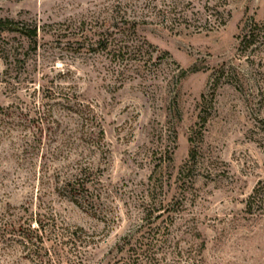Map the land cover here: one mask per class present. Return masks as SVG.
Listing matches in <instances>:
<instances>
[{"label":"rangeland","instance_id":"1","mask_svg":"<svg viewBox=\"0 0 264 264\" xmlns=\"http://www.w3.org/2000/svg\"><path fill=\"white\" fill-rule=\"evenodd\" d=\"M143 1L0 0V19L50 32L85 22L95 32L103 12L119 5L132 14ZM191 1L176 31L138 26L152 47L146 65L148 57L119 65L76 51L74 33L41 34L36 52L17 34L0 35L7 52L25 54L11 62L0 52L2 115L20 124L19 111L43 106L59 138H77L81 121L60 101L75 92L104 133L100 149L85 153L93 171L77 205L56 189L53 170L63 164L26 149L24 121L0 133V264H121L149 196L166 210L153 225L167 228L161 264H176L177 252L180 264H264V51L237 46L252 23L264 34V0H225L203 31L204 3Z\"/></svg>","mask_w":264,"mask_h":264},{"label":"trees","instance_id":"2","mask_svg":"<svg viewBox=\"0 0 264 264\" xmlns=\"http://www.w3.org/2000/svg\"><path fill=\"white\" fill-rule=\"evenodd\" d=\"M197 1L204 3V12L199 15L200 17L196 21L199 23L200 18L203 17L205 25L203 24L201 28L200 26L196 28L201 29L200 31L207 30L205 27L207 20L222 16L223 12L219 8L225 4V0ZM189 6H192L191 0H144L137 11L128 14L127 10L121 9L118 5L103 12L105 16L101 17L100 20H96L95 26L97 30L95 32L91 31L92 28H87V23L85 22H79L74 27L67 25L63 30L60 28L50 32L51 26H38L37 23L13 22L8 19H0V35L17 34L28 42L32 51L36 52L38 39H40L41 34L61 38L63 33H74L75 35H72L71 38L73 39L71 40H75L78 44L76 51H100L106 56L110 55L113 61L118 62L119 65H128L133 59L137 61V59L144 60L145 57H148L143 62L146 65L152 59L148 50L152 47L145 41L140 40L137 35L138 26L156 23L170 31H176L181 27L182 23L186 22L187 16L184 8ZM192 16L194 15L192 14ZM45 28H49V30H45ZM65 37L67 38V36ZM71 40L67 38V43ZM237 40L238 48L244 52L249 51V53L255 54L264 51V34L259 33L258 26L254 23L250 27L243 29ZM86 41H88L87 45ZM0 52L3 55L2 57L11 62L18 61V59L24 60L25 56L17 48L7 52V48L1 45ZM223 73L222 69L217 76ZM232 73L239 77V74L234 72V70L231 71ZM66 75L63 74L62 76ZM217 80H219V77H217ZM217 80L215 79L214 82L217 83ZM241 80V76L236 79L239 85L238 90L240 91L243 88ZM56 96L60 97V94H56ZM63 99L60 100L64 103L63 109L67 113L78 116L81 121V132L77 138H74L72 134L66 137L60 136L61 138H59L58 134H56V129L60 128V123L53 118L51 111L44 109L43 106L35 109L34 112H31V110L24 113L19 111L17 120L21 123L24 121L23 123L31 129L30 138L25 144L26 149L37 152V154L40 152L41 159L45 161L63 164L62 167L53 170L57 181L56 189L59 194L67 196L70 201L77 205L78 201L83 200L84 192L88 190L87 181L93 171V166L86 163L85 153L86 151L94 152L100 149L104 133L100 122L92 113L91 107L82 105L77 99L75 92H68L66 96H63ZM1 110L0 133L6 127H20L22 125L18 122H12L15 120V118L12 119L14 114L8 115L6 113L2 115ZM57 142L58 146H54ZM146 199L147 197L140 204L143 215L141 221L144 224L134 234L127 235L123 239V245L120 250L126 249L127 260L122 261L121 264H161L165 260L166 253L164 249L167 240L164 237L166 236L165 231H167V228L163 229L162 232L160 229L153 231L155 228H153V225L159 219H164L166 210H164L161 202H154L150 196L147 201ZM166 217V219L170 218L168 215ZM12 228L14 227L9 225L3 228L1 232L8 233L9 230H14ZM174 256L176 264H180L182 261L181 252H177ZM187 259H189L188 256ZM189 261L187 260L186 264Z\"/></svg>","mask_w":264,"mask_h":264}]
</instances>
